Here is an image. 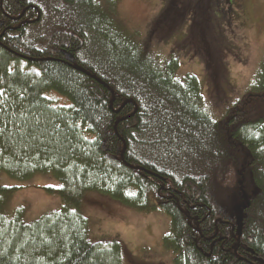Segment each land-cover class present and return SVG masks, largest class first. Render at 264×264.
<instances>
[{
    "label": "trees",
    "instance_id": "16d2710c",
    "mask_svg": "<svg viewBox=\"0 0 264 264\" xmlns=\"http://www.w3.org/2000/svg\"><path fill=\"white\" fill-rule=\"evenodd\" d=\"M162 3L144 41L118 0H0V176H51L61 199L26 222L11 205L18 189L0 186V264H125L121 240L89 237L92 192L164 213L173 264H264V59L250 91L216 118L198 78L150 43L188 24L185 38L197 29L217 45L223 6L245 17L252 0ZM77 67L112 89L113 104ZM239 187L254 190L231 212L224 199Z\"/></svg>",
    "mask_w": 264,
    "mask_h": 264
},
{
    "label": "rangeland",
    "instance_id": "374dc122",
    "mask_svg": "<svg viewBox=\"0 0 264 264\" xmlns=\"http://www.w3.org/2000/svg\"><path fill=\"white\" fill-rule=\"evenodd\" d=\"M118 1V14L125 24L137 31L142 40L149 39L153 22L162 10V0ZM227 8L223 6L224 19L216 28L217 45L197 29L194 38H185L188 24L171 32L165 42L156 35L150 40L152 42L149 41L151 49L163 58L171 55L178 59L179 75L192 74L198 78L206 106L216 118L250 91L264 59V0H252L248 17L242 16L238 7L233 6L232 11ZM168 28L169 24L164 25L159 34ZM212 44L220 52L216 62L208 60L212 55ZM48 96L59 103L67 101L57 94L49 93ZM0 186L18 189L11 205L12 209L24 208L26 222L36 221L61 207L58 194L48 192V189L60 186L51 176L37 175L28 181H19L3 174ZM246 188L225 197L224 203L231 212L239 211L242 202L254 190ZM82 212L89 221L91 241L119 239L127 246L129 252L125 264H173L172 255L163 245L169 229V218L164 213L140 214L96 192L88 193Z\"/></svg>",
    "mask_w": 264,
    "mask_h": 264
},
{
    "label": "water",
    "instance_id": "95a60500",
    "mask_svg": "<svg viewBox=\"0 0 264 264\" xmlns=\"http://www.w3.org/2000/svg\"><path fill=\"white\" fill-rule=\"evenodd\" d=\"M77 70H79V71H81V72H83V73H86L87 75L92 76V77H93L94 79H96L99 83L103 84V85L106 86L109 90L112 91V89H111L108 85H106V84L103 83L101 80H99V79L96 78L95 76L91 75L90 73H88L87 71H85L84 69H82L81 67H77ZM112 95H113V101H112V104H113V102L115 101V94H114L113 91H112ZM127 103H135V102H134L133 100H128V101H126V102L124 103V105L127 104ZM136 111H137V106H136ZM123 154H124V153H123Z\"/></svg>",
    "mask_w": 264,
    "mask_h": 264
},
{
    "label": "flooded vegetation",
    "instance_id": "af4514ba",
    "mask_svg": "<svg viewBox=\"0 0 264 264\" xmlns=\"http://www.w3.org/2000/svg\"><path fill=\"white\" fill-rule=\"evenodd\" d=\"M250 7H251V6H249V8H248L247 11H246V15H245L246 17H248V16L250 15V11H251Z\"/></svg>",
    "mask_w": 264,
    "mask_h": 264
}]
</instances>
